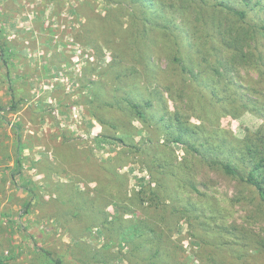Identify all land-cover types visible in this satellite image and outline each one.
I'll use <instances>...</instances> for the list:
<instances>
[{
	"label": "rangeland",
	"instance_id": "rangeland-1",
	"mask_svg": "<svg viewBox=\"0 0 264 264\" xmlns=\"http://www.w3.org/2000/svg\"><path fill=\"white\" fill-rule=\"evenodd\" d=\"M226 1L257 32L264 0ZM150 5L141 21L132 0H0V264H151L130 249L139 238L123 237L129 222L108 237L101 217L79 216L86 193L100 213L110 200L104 212L128 206L124 219L147 211V236L173 233L189 255L205 237L235 246L231 223L264 236L247 189L206 162L237 156L220 141L230 148L228 140L264 133L261 113L231 101L264 91L258 70L238 66L227 92L229 74L195 32V13L167 0ZM175 36L189 71L173 62ZM175 110L185 143L173 138ZM193 253L190 264H202Z\"/></svg>",
	"mask_w": 264,
	"mask_h": 264
},
{
	"label": "trees",
	"instance_id": "trees-1",
	"mask_svg": "<svg viewBox=\"0 0 264 264\" xmlns=\"http://www.w3.org/2000/svg\"><path fill=\"white\" fill-rule=\"evenodd\" d=\"M170 5L174 2L180 4L182 7L186 6L191 13H195L193 19V28L195 32L198 27H201L200 37L202 42L204 40L210 41V46L213 50L217 49L214 56L216 59L217 67L223 68L227 74H229L228 86L225 87L227 92L232 89L233 81L231 74H234V70L242 64H251L254 68L258 70L259 82L264 84V44L262 39H264V21L256 25L257 32L252 24L245 20L247 13L245 10L240 8H235L226 0H167ZM247 1V0H243ZM135 6L140 10L138 14V19L142 21L143 15L150 13L151 11V0H132ZM224 13V14H223ZM234 15L237 19L235 22L231 23L230 20L224 22L223 19L226 15ZM169 32L172 33V29L169 26ZM181 32V31H179ZM257 35L260 39H257ZM217 41L219 48L214 46L213 40ZM255 41L254 47H251V42ZM193 42L190 45H194ZM174 50L173 62L177 66L181 67V70H187V66L182 62L179 55L180 52V38L174 37ZM248 50H245V48ZM228 50V58L226 59L224 55H221L222 50ZM126 57L123 53V59ZM189 69V68H188ZM189 71V70H187ZM219 71V70H218ZM193 77L195 75L192 73ZM224 89V88H223ZM238 94V90H232ZM264 93L263 90L251 93L250 98H244L245 96L238 95L233 96L231 94V101L235 105H238L240 109L244 107H250L253 111H258L264 117ZM211 94V93H210ZM212 96L215 95L213 92ZM127 103L139 114H144L142 105L140 102H135L133 100L127 99ZM144 105L149 106L150 102H146ZM234 108V115L238 113V108ZM249 109V108H248ZM172 114V121L176 125V133L174 141L185 143L184 135L186 134V128L182 121L180 120V115L182 114L179 110H175ZM264 130V128H262ZM221 145L226 147L229 152L237 154L234 159H217L208 158L206 160L207 164L211 167L215 166L217 170H220L225 176L231 177L249 193V198L251 199V205L253 213L264 219V133L261 132H249L244 138H233L228 140V143H233L230 148L225 145L224 141H220ZM203 145V142L200 144ZM193 150H197L193 145L188 144ZM82 193L77 191V194L82 196ZM88 200L80 203V213L79 216L83 217L86 221H93L92 219L96 217H101L100 224L97 226L100 230L104 231L108 237H112L113 234L119 229L118 227L123 221L129 222V229L124 234V238L129 239L131 236H136L139 238L130 245L132 253L137 254V257L143 259H150L151 264H190L189 259L192 255L185 254L184 247L179 244V239L174 237L173 233H169L165 238L151 239L147 236V229L145 227L151 226L153 215H149L147 211L141 214L138 221H134L132 218L124 219L123 214L130 211L128 206H122L116 203V209L118 214H110L108 211L104 212V207L108 204L113 203L111 200L103 205V210L101 213L94 210L95 200L94 197L86 193ZM150 200L155 202L157 198L156 192L152 189ZM77 200V199H76ZM76 200L74 203L76 204ZM143 201V200H142ZM90 204V205H88ZM154 210L157 209V205L151 204ZM82 208L85 213L82 212ZM164 210V208H162ZM133 212V211H132ZM159 212L158 210L156 213ZM101 214V215H100ZM113 215V216H112ZM112 217V220H108ZM120 223V224H119ZM141 227L142 229H139ZM148 230H153L149 228ZM154 231V230H153ZM228 231H233L235 237L238 240L235 241V246L230 247L228 244H218L215 239H210L205 237L199 244V247L195 250L197 253H193V256L200 255L202 259V264H264V236L261 234H254L252 231H248L246 228L231 223L229 225ZM122 230L119 231V233ZM250 232V234H248ZM228 245V246H227ZM140 259V258H139ZM60 264V261H56Z\"/></svg>",
	"mask_w": 264,
	"mask_h": 264
}]
</instances>
